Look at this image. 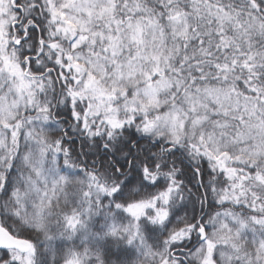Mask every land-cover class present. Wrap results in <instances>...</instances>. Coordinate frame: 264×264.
Listing matches in <instances>:
<instances>
[{"label": "snow or ice", "instance_id": "6c2138e0", "mask_svg": "<svg viewBox=\"0 0 264 264\" xmlns=\"http://www.w3.org/2000/svg\"><path fill=\"white\" fill-rule=\"evenodd\" d=\"M0 264H264V0H0Z\"/></svg>", "mask_w": 264, "mask_h": 264}]
</instances>
